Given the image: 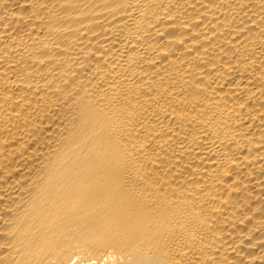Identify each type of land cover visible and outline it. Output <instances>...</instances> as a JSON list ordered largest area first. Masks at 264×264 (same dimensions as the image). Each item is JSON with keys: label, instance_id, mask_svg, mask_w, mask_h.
I'll use <instances>...</instances> for the list:
<instances>
[{"label": "bare ground", "instance_id": "1", "mask_svg": "<svg viewBox=\"0 0 264 264\" xmlns=\"http://www.w3.org/2000/svg\"><path fill=\"white\" fill-rule=\"evenodd\" d=\"M0 264H264V0H0Z\"/></svg>", "mask_w": 264, "mask_h": 264}]
</instances>
